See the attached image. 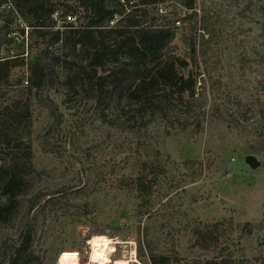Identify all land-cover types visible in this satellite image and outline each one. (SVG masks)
Returning <instances> with one entry per match:
<instances>
[{
	"label": "rangeland",
	"instance_id": "374dc122",
	"mask_svg": "<svg viewBox=\"0 0 264 264\" xmlns=\"http://www.w3.org/2000/svg\"><path fill=\"white\" fill-rule=\"evenodd\" d=\"M79 4L48 0L55 13L44 16L45 39L0 37L1 56H26L31 43L45 71L32 91L21 81L26 68L0 82V118L31 101L30 134L19 131L34 166L17 216L0 224V264L12 259L25 229L33 232L30 264H57L62 253V264H151L152 256L163 264H264V0H196L198 18L217 19L219 65L191 66L201 73L194 96L145 111L119 99L112 80L102 99L88 94L66 33L89 21ZM163 10L166 18L150 10L140 20L159 25L188 13L180 2ZM123 58L115 49L103 74ZM140 176L153 187L150 198L130 185ZM201 230L210 232L209 248L198 245Z\"/></svg>",
	"mask_w": 264,
	"mask_h": 264
},
{
	"label": "trees",
	"instance_id": "16d2710c",
	"mask_svg": "<svg viewBox=\"0 0 264 264\" xmlns=\"http://www.w3.org/2000/svg\"><path fill=\"white\" fill-rule=\"evenodd\" d=\"M48 0H0V20L7 44L17 39H45L46 19L54 15L55 10L45 8ZM168 2H180L188 11L183 17L168 18L159 25H145L140 17L148 15L150 10L166 18L163 10ZM196 0H79L84 18L89 21L84 28H72L66 31L72 49L83 64L79 65V74L87 82V92L102 99L106 93L108 80L115 84L114 92L119 99L128 104H136L137 111L158 108L161 100L176 96L181 101L184 96H194L198 87V76L191 66L200 70L201 65L209 67L215 58L213 41L216 38L217 19L208 14H199ZM44 16H46L44 18ZM74 19L71 15H63ZM65 20V19H64ZM116 20L110 27L106 25ZM144 20V19H143ZM21 24H26L27 32ZM144 24V25H143ZM190 26L189 33L186 27ZM4 31L3 34H1ZM181 31L180 35L179 32ZM60 31L51 38L60 39ZM184 45L185 55L177 53L176 39ZM122 52V66L103 74L106 59L114 50ZM32 45L28 44L25 53L12 55L8 50L5 56L0 54V82L7 80L17 68H26L29 91L40 88L45 79V71L40 56L31 55ZM117 63L120 61L115 60ZM219 65V61H212ZM23 76H25L23 74ZM79 76V75H77ZM31 101H19L12 105L0 118V224L11 222L18 214L20 196L27 187L26 179L34 172L32 151L24 141L31 131ZM17 134V135H16ZM7 148V151L2 150ZM131 186L141 195L151 197L153 187L147 177H135ZM220 224V223H217ZM218 226V225H216ZM207 231H197L198 245L209 248ZM33 232L25 229L20 235V243L8 264H30L35 258L32 251ZM164 257L152 256L151 264H163ZM207 264H214L208 262Z\"/></svg>",
	"mask_w": 264,
	"mask_h": 264
},
{
	"label": "bare ground",
	"instance_id": "6f19581e",
	"mask_svg": "<svg viewBox=\"0 0 264 264\" xmlns=\"http://www.w3.org/2000/svg\"><path fill=\"white\" fill-rule=\"evenodd\" d=\"M106 241H107V238L106 237H100V238H97L96 239V244L97 245H102V244H105ZM102 250H104V247H102ZM102 254H103V251H102Z\"/></svg>",
	"mask_w": 264,
	"mask_h": 264
},
{
	"label": "built area",
	"instance_id": "2783aa9c",
	"mask_svg": "<svg viewBox=\"0 0 264 264\" xmlns=\"http://www.w3.org/2000/svg\"><path fill=\"white\" fill-rule=\"evenodd\" d=\"M71 18L70 17H68V20H70ZM22 83L24 84V85H27L28 84V79H26V78H23L22 80Z\"/></svg>",
	"mask_w": 264,
	"mask_h": 264
},
{
	"label": "clouds",
	"instance_id": "9594fccd",
	"mask_svg": "<svg viewBox=\"0 0 264 264\" xmlns=\"http://www.w3.org/2000/svg\"><path fill=\"white\" fill-rule=\"evenodd\" d=\"M64 255H65L64 253L61 254V260H58L57 264H62V258H63Z\"/></svg>",
	"mask_w": 264,
	"mask_h": 264
},
{
	"label": "water",
	"instance_id": "95a60500",
	"mask_svg": "<svg viewBox=\"0 0 264 264\" xmlns=\"http://www.w3.org/2000/svg\"><path fill=\"white\" fill-rule=\"evenodd\" d=\"M251 161H253V160L251 159Z\"/></svg>",
	"mask_w": 264,
	"mask_h": 264
}]
</instances>
